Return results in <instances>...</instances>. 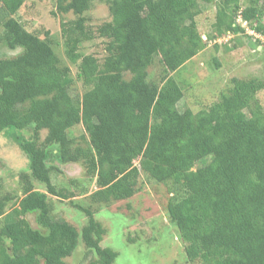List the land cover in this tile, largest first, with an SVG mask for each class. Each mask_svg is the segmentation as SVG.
Masks as SVG:
<instances>
[{
    "label": "trees",
    "instance_id": "obj_1",
    "mask_svg": "<svg viewBox=\"0 0 264 264\" xmlns=\"http://www.w3.org/2000/svg\"><path fill=\"white\" fill-rule=\"evenodd\" d=\"M26 1L0 0V40L21 48L0 57V133H10L27 158L18 189L0 193V264H66L79 242L95 256L89 264H115L117 253L100 245L105 230L95 211L52 182L51 172L59 171L48 163L52 157L84 167L96 185L88 198L97 205L132 197L141 174L169 183L166 215L191 264H264V107L256 96L264 74L231 77L227 90L196 112L178 109L183 91L172 75L205 41L245 31L237 12L264 36V0H245L241 9L239 0L216 2L214 33L206 39L195 17L200 4L214 0H103L110 19L95 30L84 16L92 0H55L53 14L75 15L60 30L67 57L79 59L76 76L85 86L79 98L69 93L71 70L49 32L40 37L15 17ZM96 36L107 40L104 56L78 54ZM154 58L162 68L148 80ZM76 125L86 145L68 137ZM52 196L81 209L86 223L78 229L55 217Z\"/></svg>",
    "mask_w": 264,
    "mask_h": 264
},
{
    "label": "rangeland",
    "instance_id": "obj_2",
    "mask_svg": "<svg viewBox=\"0 0 264 264\" xmlns=\"http://www.w3.org/2000/svg\"><path fill=\"white\" fill-rule=\"evenodd\" d=\"M201 5V13L195 19L197 28L206 39L213 29L211 24L215 21L216 2ZM246 4L239 0L240 9ZM55 0H27L15 17L23 26L32 32L40 34L48 31L56 55L62 65L71 70L73 84L69 93L73 98H79L85 90L82 80L76 76L77 63L71 62L65 53V46L60 30V22L75 18L71 12L53 14ZM85 25L89 30L102 22L109 20V13L103 0H92L89 10L84 12ZM238 12L235 21L245 31H227L219 38L205 41V47L192 59L187 61L172 75L182 88L183 97L177 104L178 109L186 107L196 112L207 108L216 101L219 94L231 85V77L252 78L262 77L264 74V36L254 32L247 24L239 21ZM264 25V16L261 19ZM2 28L0 27V34ZM257 39V40H256ZM259 40V41H258ZM105 38L94 37L83 41L78 54H93L101 59L105 54ZM21 51L20 47L9 49L0 40V57H13ZM217 61L218 66L215 64ZM162 68L157 58L148 66V80H157ZM264 107V90L256 94ZM28 137L31 129L22 130ZM47 134L40 131V137ZM84 131L81 125H76L68 131V137L74 143L86 145L82 138ZM86 140V139H85ZM50 165L58 167L59 171L51 172V180L59 186L73 191V202L82 206H90L95 211L94 218L104 227L105 233L100 242L101 246L110 247L117 256L115 264H191L183 252V242L178 237L175 226L166 215V204L170 196L169 183H156L154 180L141 174L139 177V190L130 198L111 201L109 204L97 205L89 200L88 196L96 189L95 180L88 177L85 169L79 163L69 162L60 164L54 157L48 160ZM194 165L189 175L194 173ZM27 169V158L14 142L10 133H0V178L2 188L0 193L12 192L18 189L19 172ZM42 188L41 186L39 187ZM53 213L57 218H64L78 229L86 223V216L79 208H74L68 200L51 197ZM11 207L8 209V212ZM32 226L36 227L34 215H26ZM38 227V226H37ZM43 231V230H42ZM95 257L81 242L64 261L66 264H89Z\"/></svg>",
    "mask_w": 264,
    "mask_h": 264
},
{
    "label": "flooded vegetation",
    "instance_id": "obj_3",
    "mask_svg": "<svg viewBox=\"0 0 264 264\" xmlns=\"http://www.w3.org/2000/svg\"><path fill=\"white\" fill-rule=\"evenodd\" d=\"M240 18V17H239Z\"/></svg>",
    "mask_w": 264,
    "mask_h": 264
}]
</instances>
